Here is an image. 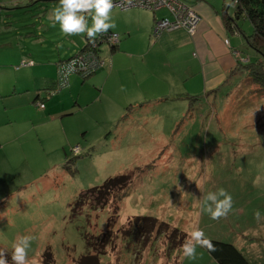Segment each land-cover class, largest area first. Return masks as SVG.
I'll return each mask as SVG.
<instances>
[{
	"label": "rangeland",
	"instance_id": "374dc122",
	"mask_svg": "<svg viewBox=\"0 0 264 264\" xmlns=\"http://www.w3.org/2000/svg\"><path fill=\"white\" fill-rule=\"evenodd\" d=\"M218 3L232 13V3ZM58 4L0 0L3 69L26 74L23 52L40 60L57 52L67 58L83 46L86 34H65L51 19ZM117 12L110 11L114 24L122 20ZM166 13L158 11L157 19ZM237 21L247 35L248 21ZM134 33L128 43L146 47L145 32ZM229 37L240 62L257 58L241 34ZM108 49L101 44L103 64L94 73L76 72L77 81L70 79L68 88L54 94L62 115L45 124L41 143L24 138V158L0 186L6 192L0 201V251L8 264L13 244L23 236L32 237L25 264H78L85 255L98 264H217L202 247L195 259L183 256L182 246L196 229L237 244L254 264H264V95L243 73L201 95L193 84L192 94L200 96L190 101L192 78L170 80L162 73L165 66L149 75L143 59L117 53L110 56L109 73V57L103 58ZM43 62L29 76L51 69ZM135 89L148 105L134 109L137 103L121 119ZM119 176L127 177L125 186L103 185ZM220 188L232 196V210L212 219L202 197Z\"/></svg>",
	"mask_w": 264,
	"mask_h": 264
},
{
	"label": "crops",
	"instance_id": "0c3cea01",
	"mask_svg": "<svg viewBox=\"0 0 264 264\" xmlns=\"http://www.w3.org/2000/svg\"><path fill=\"white\" fill-rule=\"evenodd\" d=\"M188 4L195 9L200 17L199 24L192 34L183 28H178L163 31L155 36L152 34V26L154 19L157 18V12L150 16L148 11L143 10L144 8L130 7L120 10L121 12L117 13L122 20L115 23V27L110 28V31L118 34L119 40L116 48L110 51L109 47L108 53L103 54V58L107 59L109 57L110 60V56L114 57V54L117 53L119 55H130L138 60L143 59L149 67L148 69H150H147L149 75L153 69H158L159 73L163 69V66H165L164 69L169 67L167 71H162V73L166 74V77L170 78V80L177 81L179 79L181 81L186 77L192 78V83H190L187 90L188 95L194 91L191 89L193 84L197 86V90L195 91L202 89L200 95L217 90L230 79L228 75L233 68L237 67V59L239 57L233 52V49H237L238 51L239 49L232 46L231 38L229 37L230 32L225 28L222 7H220L218 0H192ZM130 10L134 12L132 13ZM162 16L167 17L168 14H162L160 17ZM139 31L145 32L146 47L142 43L140 45L138 41L133 44L128 43L130 38L135 34L134 32L138 33ZM149 33L153 36L152 38ZM98 53L102 59L100 49ZM20 55L24 56L20 61V65L27 66L25 68L26 74L21 69H17L21 70V74H18L19 72L14 68L7 69L6 71L3 69L5 65L0 64L1 188L4 187L3 182L10 179L11 172L18 170V165L24 158L23 151L27 147L23 141L26 137H29L28 140L32 141V143L34 141L41 143L44 137L42 136V132L45 131V124L49 120L56 119L59 115H62L61 111L58 112L60 105L53 103L54 98H56L55 95L50 103L44 102V108H39L37 104L38 101H45L48 98L47 91L49 89L55 88L57 82L55 79L56 63L59 59H62L59 52H57L58 57H56L55 53H52V55L44 60H40L36 54L30 52H23ZM33 58L36 60H33ZM41 61H44L45 66L51 69L46 72L40 70L39 76H29V70H39L36 66ZM112 66L113 58L109 62V73ZM9 70L10 72H8ZM77 76L79 75H72L70 77L71 81H77ZM193 77L196 79L194 80ZM32 79H38L37 82L35 81L34 87L31 84ZM170 88L168 91H170ZM39 90H44L45 95ZM32 93L35 95L32 96ZM157 95L156 97H160ZM128 99L130 102L127 104V109L129 110L121 119H126L137 103L138 105L134 109L139 108L140 104L143 106L148 105L143 102L144 100H140L146 99V97H140V91L137 89H135V94L133 96L130 95ZM3 193L2 191L0 192V199L4 197ZM250 242H255V238H251ZM233 244L251 264H254L240 246L235 243Z\"/></svg>",
	"mask_w": 264,
	"mask_h": 264
},
{
	"label": "trees",
	"instance_id": "16d2710c",
	"mask_svg": "<svg viewBox=\"0 0 264 264\" xmlns=\"http://www.w3.org/2000/svg\"><path fill=\"white\" fill-rule=\"evenodd\" d=\"M231 3L233 10L231 14L229 13L228 10L225 11L224 8L222 9V14L223 11L226 13L225 15L223 14V21L225 28L230 33L241 34L247 46L253 49L258 54V56L254 61H248V62H240L238 58L237 67L233 68V70L228 75V77L230 78L231 76L236 74L243 75L244 73L243 76L245 75L247 76V81L250 82V84L254 85L255 92L264 95V0H236V3H234L232 0ZM169 16L170 15L168 14L167 17ZM162 17H166V16H162ZM239 18L248 21V23L250 24L251 30L247 35L244 32H242L238 27L239 24L237 19ZM156 20L157 18H155L153 22H155ZM153 27H154V23L152 26V30ZM110 33H115V32L108 30L106 33H99L96 36V38H94V40H89L87 36H85L84 44L83 46L80 47L78 51H76L74 54H72L67 58L59 59L56 63V78H55L56 81L58 78L57 70L59 68V64L70 59L72 56L78 55L82 52L84 53L90 52L99 56L98 52L102 43L108 44V46L110 47V51H113L116 48L117 44H110L109 42L102 40L103 35L106 36ZM241 67H244V70H240ZM92 73L88 74V76H90ZM71 76L72 75H70V77ZM70 77H69V81H70ZM55 93L57 92H54V94ZM199 96L200 95H191L188 97V99L190 101H193L196 100ZM42 102L44 103V101ZM69 161H67L66 164H68ZM119 181L120 183L125 181L123 184V186H125L127 177L124 176L122 177L119 176L118 178L115 177L103 185H105V187H108L111 186L113 183L116 184ZM3 200L4 199H0V201ZM142 219L148 220V217L145 218L143 217ZM172 231L174 233L177 232V228L174 227ZM181 235L182 237L184 236L183 231H181ZM208 239H210L212 242V248L211 249L207 247H202V248L205 249L211 255V257L217 262V264H251V262L247 260V258L243 255V253L233 243L228 241L213 239V238H208ZM45 256L47 257L48 260L50 256L49 252ZM78 264H98V263L96 258L87 257V255H85L81 257Z\"/></svg>",
	"mask_w": 264,
	"mask_h": 264
},
{
	"label": "clouds",
	"instance_id": "9594fccd",
	"mask_svg": "<svg viewBox=\"0 0 264 264\" xmlns=\"http://www.w3.org/2000/svg\"><path fill=\"white\" fill-rule=\"evenodd\" d=\"M230 3L231 0H226V4ZM112 7L113 0H59L58 6L51 12V19L59 24L60 30L65 34H86L89 40H94L99 33H106L110 28L115 27L110 16ZM89 17L92 20L91 26L88 22ZM202 200L203 211L212 219L227 216L232 210V196L223 188L208 192L203 195ZM254 215L257 220L261 219L259 211ZM31 240L30 236L17 238L12 246L13 264H25ZM197 247L212 248L211 240L206 237L202 229L192 231L190 238L182 246L183 256L195 259ZM0 264H8L2 251H0Z\"/></svg>",
	"mask_w": 264,
	"mask_h": 264
},
{
	"label": "built area",
	"instance_id": "2783aa9c",
	"mask_svg": "<svg viewBox=\"0 0 264 264\" xmlns=\"http://www.w3.org/2000/svg\"><path fill=\"white\" fill-rule=\"evenodd\" d=\"M192 0H113L112 8H119L120 10L130 7H139L154 12L166 10L169 17H162L157 19L154 23L152 34L157 36L163 31L183 28L189 33H194L200 17L193 7L188 3ZM102 40L110 44H117L118 34L110 33L102 36ZM94 47V46H93ZM103 64V60L94 53H80L72 56L70 59L59 64L57 70L58 78L55 88L48 91V95L58 92L69 84L70 75L80 72L81 75L91 73ZM38 107L44 108V103L38 101Z\"/></svg>",
	"mask_w": 264,
	"mask_h": 264
}]
</instances>
